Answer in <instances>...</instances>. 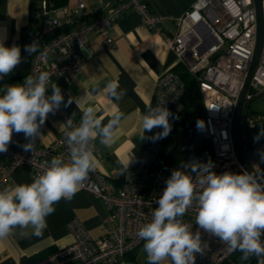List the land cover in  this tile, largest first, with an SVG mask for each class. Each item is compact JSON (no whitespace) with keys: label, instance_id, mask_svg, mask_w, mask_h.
I'll return each instance as SVG.
<instances>
[{"label":"built area","instance_id":"1","mask_svg":"<svg viewBox=\"0 0 264 264\" xmlns=\"http://www.w3.org/2000/svg\"><path fill=\"white\" fill-rule=\"evenodd\" d=\"M127 9L139 13L140 27L154 30L160 35L164 34L165 18L174 22L175 32L168 38V46L176 61L198 83L204 108L201 121L205 140L210 144V155L207 158L184 157L179 161L170 160L171 163L166 164L161 154L166 138L156 141L145 139L118 183L109 180L95 167L81 187L100 197L108 215L112 217L104 234L92 239L82 222L74 218L68 222L72 241L30 264H125V256L144 242L138 238L137 232L150 221L153 209L158 206L156 200L166 187V180L173 170L187 164L188 168L182 170L195 178L196 173L190 171L192 162L211 161L212 171L218 175L246 171L234 154L230 126L236 98L255 44L256 13L253 0H194L178 16L153 12L144 0H96L90 7L86 0H78L75 6L63 8H52L48 0H41L36 11L40 23L31 32L32 38L39 39V47L31 58L27 73L19 75L16 84L23 83L28 75L37 77L41 72H48L51 79L58 75L74 76L85 61L82 50L86 48L92 53L91 47L86 44L84 32L94 29L104 34V43L111 46L112 39L108 30ZM262 9L264 15V0ZM102 10L105 13L99 16L97 13ZM87 16L90 17L88 23L76 24ZM13 84L9 79L1 81L0 95ZM184 89L182 76L171 69H165L155 80L149 106L163 104L172 116L180 113L184 107ZM263 89L264 34L244 101ZM57 112L64 121V127L51 142L42 144L39 137H36L33 150L24 151L22 146L29 141L23 133L13 134L8 150L0 153V185L10 178L18 166L26 168L30 176L35 177L44 171L53 157H62L68 161L66 132L71 130L68 122L71 121L72 128L80 122L61 108ZM247 120L251 122L253 118L247 119L246 115L245 122ZM186 126L190 127V135L181 139L173 136L172 150H190L189 143L203 137L197 132L191 115ZM160 131L161 128H154L146 132L145 136L152 137ZM89 148L91 151L96 149L93 141ZM245 150L252 169L264 182V161L258 154L264 151V142L258 145L251 143L245 146ZM195 209L194 202L183 217L185 223L192 225L193 232L198 228L195 224ZM200 231L202 241L206 244L203 245L204 253L196 254L195 264H220L232 251L217 237Z\"/></svg>","mask_w":264,"mask_h":264},{"label":"clouds","instance_id":"2","mask_svg":"<svg viewBox=\"0 0 264 264\" xmlns=\"http://www.w3.org/2000/svg\"><path fill=\"white\" fill-rule=\"evenodd\" d=\"M38 47L39 42L34 41L24 51L31 55ZM21 62V48L15 44L6 46L0 37V78L13 72ZM49 88L51 95L46 94ZM106 88L115 100L125 94L123 89L118 91L119 85L115 82H109ZM68 102H72L71 98ZM62 103L61 88L51 81L48 72H41L37 77L28 75L23 83L4 89L0 95V153L8 150L14 133H23L29 142L22 147L24 151H32L48 114L58 110ZM123 115L117 112L104 124L94 106L86 107L77 127L72 128L71 121L68 122L71 130L66 132L67 162L62 157H53L30 184L0 189V239L12 236L17 229L22 236L29 230L33 236H43L48 227L47 217L55 212L54 205L61 199L71 200L89 172L94 171L90 142L96 138L101 143L111 140ZM170 117L172 113L163 104L149 106L141 117L139 139L166 138L172 131ZM154 128L162 131L146 137L145 133ZM261 138H264V126L254 142ZM258 154L264 161V151ZM182 168L187 169L188 165ZM182 168L172 171L156 200L158 206L153 209L150 221L137 232L138 238L144 241L147 264H163L165 260L170 264H195L196 254L202 255L206 244L200 230L217 237L230 252L239 251L242 261L255 257L257 264H264V182L247 171L218 175L212 171L211 161L192 162L190 171L196 173L195 178ZM194 202L198 226L195 232L183 220Z\"/></svg>","mask_w":264,"mask_h":264},{"label":"crops","instance_id":"3","mask_svg":"<svg viewBox=\"0 0 264 264\" xmlns=\"http://www.w3.org/2000/svg\"><path fill=\"white\" fill-rule=\"evenodd\" d=\"M77 1L66 0L58 8L75 6ZM144 1L153 12L177 16L194 0ZM86 2L90 7L96 0ZM40 4L41 0H0V37L4 38L6 46L15 44L21 48L29 41L31 32L40 23V16L36 15ZM104 13L102 10L97 14L102 16ZM89 20L87 16L76 24H86ZM139 23V13L127 9L108 30L111 46L104 43V34L94 29L86 30L84 38L92 53L86 48L82 50L85 61L74 76L58 75L51 79L61 88L64 96L60 108L79 122L83 110L88 106L95 107L97 117H103L104 124L115 113L124 114L111 140L107 143H101L99 138L92 140L96 148L91 151L95 167L114 183L121 180L126 166L143 145L144 140L139 139L141 117L152 100L157 76L165 69H171L181 76L186 72L168 46L167 40L175 32L172 19L165 18L163 35L140 27ZM10 80L16 84L19 76ZM109 82L118 83V91H125L121 99L115 100L108 94L106 85ZM46 94L51 95L50 88ZM70 98L71 103L68 102ZM41 127L39 140L47 144L62 130L64 121L55 110L48 114ZM33 178L26 168L18 166L10 178L0 185V189L30 184ZM54 207L55 212L47 217L48 227L43 236H33L30 230L22 236L17 229L12 236L0 239V264H30L69 244L72 234L68 222L74 218L82 222L92 239L104 234L108 222H112L101 198L82 187L71 200L61 199ZM138 247L125 256V264H138Z\"/></svg>","mask_w":264,"mask_h":264},{"label":"trees","instance_id":"4","mask_svg":"<svg viewBox=\"0 0 264 264\" xmlns=\"http://www.w3.org/2000/svg\"><path fill=\"white\" fill-rule=\"evenodd\" d=\"M48 1H49V5L52 8H58L59 6L66 3V0H48ZM49 32L50 30L48 32L46 31V35ZM34 41L40 42L39 39L32 38L30 34L29 41L21 47L22 62L17 67L16 73L18 75L23 76L27 73L31 58L35 52L30 55L27 52H25L24 49H25V46L32 44ZM185 73L182 74V78L185 83L184 94L182 96V103L184 105L182 112L186 111V112H189L192 117L195 116L197 118L203 119L204 108H203V103L201 99V93L198 88V83L195 81V79L191 75H189L188 73L187 74ZM182 112L174 114L171 118L170 123L172 125V131L166 137V140L164 142V145L161 151L162 159H163V155L167 151L170 152L169 160L171 161H179L184 157H195V158L209 157L210 144L206 140L203 141L202 143H197L196 145L192 147L191 150H187L185 152H180L179 150H172V143H173L172 140L176 132L177 120L181 116ZM241 255L242 254L239 251H232L230 255L227 258H225L220 264H232V262L235 260H241L240 259ZM243 262H245V264H257V260L255 257H252L249 260L243 261Z\"/></svg>","mask_w":264,"mask_h":264},{"label":"water","instance_id":"5","mask_svg":"<svg viewBox=\"0 0 264 264\" xmlns=\"http://www.w3.org/2000/svg\"><path fill=\"white\" fill-rule=\"evenodd\" d=\"M253 2H254V7H255V13H256L255 44H254L253 54H252L249 66H248L245 78L243 80V83H242V87L236 98L235 106L232 112L230 134H231L233 151H234V154L238 162L247 172L253 173L257 177V179L260 180L258 175L252 169V166L246 154L245 145H244L243 136H242V126L243 125L245 126V119H246V113H247V108L245 112L243 113L244 96L247 91L254 67L256 65L257 58L260 53V49H261V45L263 41V34H264V15H263V9H262V0H253ZM16 76H19V75L15 71H13L10 74L4 76L3 78H0V82L5 79H13ZM190 115L191 114L189 112L185 111L181 114V116L177 120L176 132L177 133L179 132L181 137L183 138L188 137L191 133L190 127L186 126V122L188 118L190 117ZM205 138L206 137L203 136V138L194 142L192 146H189L190 150L197 143H202L205 140ZM169 154L170 152L167 151L163 155V160H164V163L166 164L171 163V161L169 160Z\"/></svg>","mask_w":264,"mask_h":264},{"label":"rangeland","instance_id":"6","mask_svg":"<svg viewBox=\"0 0 264 264\" xmlns=\"http://www.w3.org/2000/svg\"><path fill=\"white\" fill-rule=\"evenodd\" d=\"M178 16V15H177ZM187 74V73H185ZM253 92V89H251ZM247 108V119L253 118V121L247 120L245 126H242V136L244 145L247 147L251 143L258 145L264 142V138H261L258 142H254V137L260 131V128L264 126V89L259 93L253 95L249 100L243 103V113ZM178 133L176 132L175 135ZM182 145V144H180ZM173 157V156H172ZM144 242L137 249V261L138 264H147L146 253L143 251ZM168 260H165L163 264H166ZM232 264H245L242 260H235Z\"/></svg>","mask_w":264,"mask_h":264},{"label":"flooded vegetation","instance_id":"7","mask_svg":"<svg viewBox=\"0 0 264 264\" xmlns=\"http://www.w3.org/2000/svg\"><path fill=\"white\" fill-rule=\"evenodd\" d=\"M189 119V118H188ZM193 121L195 122V124H196V127H197V132L200 134V135H202V136H204V127H203V124H202V121H201V119L200 118H197V117H193ZM198 122L200 123V126L198 127ZM179 133V132H178ZM175 137L178 139V138H182L181 137V135H180V133L179 134H177V135H175ZM203 138V137H202ZM194 142H196V140H194V141H192L191 143H189V146H192V144L194 143ZM188 146V147H189ZM180 150V149H179ZM181 151V150H180Z\"/></svg>","mask_w":264,"mask_h":264}]
</instances>
